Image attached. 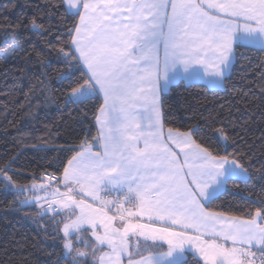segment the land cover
<instances>
[{
    "label": "snow or ice",
    "instance_id": "6c2138e0",
    "mask_svg": "<svg viewBox=\"0 0 264 264\" xmlns=\"http://www.w3.org/2000/svg\"><path fill=\"white\" fill-rule=\"evenodd\" d=\"M62 3L74 23L66 39L57 37L60 47H49L70 69L59 75L66 101L93 104L101 150L93 152L85 138L67 149L75 155L59 179L52 174L27 188L4 162V187L16 196L44 193L19 203L47 205L41 218L53 215L42 231L62 243L65 264H187L189 256L195 264H264V192L246 218L205 207L230 180L251 178V148L236 146L221 121L210 124L211 135L166 128L162 99L177 78L224 84L241 47L264 51V0ZM60 6L49 0L50 8ZM29 27L51 33L37 17ZM21 53L48 66L19 40L0 56ZM257 163L264 169V159Z\"/></svg>",
    "mask_w": 264,
    "mask_h": 264
},
{
    "label": "trees",
    "instance_id": "16d2710c",
    "mask_svg": "<svg viewBox=\"0 0 264 264\" xmlns=\"http://www.w3.org/2000/svg\"><path fill=\"white\" fill-rule=\"evenodd\" d=\"M57 2L59 9L50 8L49 0H0V54L19 40L27 52L35 46L48 61L45 66L34 53H21L8 61L0 56V164L9 162L8 175L25 188L33 182L46 184L52 174L59 179L63 166L75 155L67 149L78 147L85 138L93 151L100 150L95 144L93 104L66 101L59 75L70 69L49 47H60V40L67 38L66 29L74 23L64 12L62 0ZM32 17L45 27L51 25V33L31 31ZM162 99L168 114L166 128L198 127L202 135H211L210 124L221 121L229 126L236 146L245 151L251 148V178L230 180L227 189L210 206L205 205L211 211L246 218L245 209L264 192V169L257 163L264 159V51L241 47L221 88L180 81ZM41 194L37 190L16 196L0 179V264H65L62 243L42 231L53 214L41 218L44 208L38 203H19ZM187 264L195 260L189 256Z\"/></svg>",
    "mask_w": 264,
    "mask_h": 264
},
{
    "label": "crops",
    "instance_id": "0c3cea01",
    "mask_svg": "<svg viewBox=\"0 0 264 264\" xmlns=\"http://www.w3.org/2000/svg\"><path fill=\"white\" fill-rule=\"evenodd\" d=\"M180 81L185 82L186 84H190V83H202V84H205L207 87L212 88V89L221 88L223 86V84L222 85H212V84H209L207 81H204V80H201V81H189V80H185V79H182V78H177L176 80L173 81V83L170 86H168V87H166L164 89V93L167 92L173 84H176V83H178ZM100 150H101V148H100ZM93 152H96V151H93ZM238 180L245 181V180H247V178H242V179H238ZM61 190H63V188H61ZM43 195H44V193L42 192V194L40 196H43ZM113 195L114 196L116 195V192L115 191L113 192ZM44 207H47V205L44 204L43 205V208ZM49 214H52L51 211L49 212ZM165 248H166V245H165ZM145 255H147V254H145ZM257 255H259V254L257 253Z\"/></svg>",
    "mask_w": 264,
    "mask_h": 264
},
{
    "label": "rangeland",
    "instance_id": "374dc122",
    "mask_svg": "<svg viewBox=\"0 0 264 264\" xmlns=\"http://www.w3.org/2000/svg\"><path fill=\"white\" fill-rule=\"evenodd\" d=\"M33 183H36V184H42V183H40V182H33ZM33 183H32V184H33ZM32 184H31V185H32Z\"/></svg>",
    "mask_w": 264,
    "mask_h": 264
},
{
    "label": "built area",
    "instance_id": "2783aa9c",
    "mask_svg": "<svg viewBox=\"0 0 264 264\" xmlns=\"http://www.w3.org/2000/svg\"><path fill=\"white\" fill-rule=\"evenodd\" d=\"M52 183L55 184V180H53Z\"/></svg>",
    "mask_w": 264,
    "mask_h": 264
}]
</instances>
